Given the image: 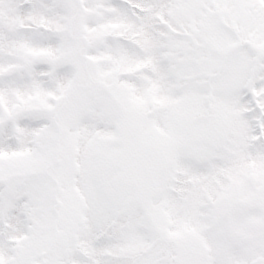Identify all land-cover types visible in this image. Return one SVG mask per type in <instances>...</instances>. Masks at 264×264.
I'll return each mask as SVG.
<instances>
[{
	"label": "snow or ice",
	"instance_id": "snow-or-ice-1",
	"mask_svg": "<svg viewBox=\"0 0 264 264\" xmlns=\"http://www.w3.org/2000/svg\"><path fill=\"white\" fill-rule=\"evenodd\" d=\"M0 264H264V0H0Z\"/></svg>",
	"mask_w": 264,
	"mask_h": 264
}]
</instances>
